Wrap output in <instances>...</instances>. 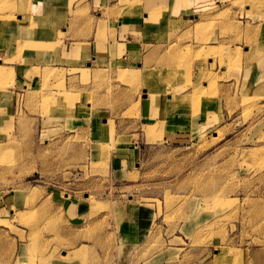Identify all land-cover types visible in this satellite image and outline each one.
<instances>
[{
  "label": "rangeland",
  "instance_id": "374dc122",
  "mask_svg": "<svg viewBox=\"0 0 264 264\" xmlns=\"http://www.w3.org/2000/svg\"><path fill=\"white\" fill-rule=\"evenodd\" d=\"M31 1L0 0V264H264V0H195L160 46L70 69L46 66ZM74 1L83 31L97 10ZM156 6L150 24L167 13ZM15 62L39 67L7 96ZM145 93L167 114L185 106L190 131L141 119ZM133 137L135 162L114 172ZM132 206L150 217L125 257Z\"/></svg>",
  "mask_w": 264,
  "mask_h": 264
},
{
  "label": "crops",
  "instance_id": "0c3cea01",
  "mask_svg": "<svg viewBox=\"0 0 264 264\" xmlns=\"http://www.w3.org/2000/svg\"><path fill=\"white\" fill-rule=\"evenodd\" d=\"M77 1V0H76ZM122 1V2H121ZM82 0L79 2V9L88 5L91 11L95 8L96 16L92 22L87 23L83 31L78 30L82 25L83 18L74 20L72 13L76 2L72 0H32L29 10L24 14L28 20L37 22L39 31L44 38V42L49 41L53 46L50 53L49 67L56 69H70L81 64H90V61L98 60H132L136 51H141L142 47L160 46L161 42L154 38L162 36L163 27L167 26L166 36L178 34V30L170 29L173 22L184 21L190 15L191 8L194 7L195 0ZM72 2V3H71ZM158 4H163L166 14L157 24H150L151 14ZM85 9V7H84ZM106 10V11H105ZM176 10V12H173ZM189 13V14H188ZM21 20V19H19ZM153 21V20H151ZM26 26V23H21ZM21 26V25H19ZM28 26V25H27ZM24 28V26H21ZM141 53L138 68L142 69V59L151 55ZM130 56V59L128 58ZM131 64V63H130ZM38 64L15 62L10 65L14 70V92L18 94V87L23 88L24 78L33 69L38 68ZM2 67V66H0ZM43 65H40L42 68ZM149 68H157L156 65H146ZM171 97H166V102ZM162 102L155 95L149 96L148 93L142 97L140 102V118L144 121H158L157 130L162 128L164 133H183L190 131L189 113L185 106L175 107L168 113ZM164 102V103H166ZM166 105V104H165ZM167 111V112H166ZM10 106L8 103H0V128H3L10 119ZM166 118H164L165 115ZM133 135V134H129ZM135 138L124 142L122 148H118L116 154L111 159L115 171L123 165L128 166L135 162L138 153V145ZM16 196H6V201L16 207ZM11 207L8 208L10 210ZM1 210V209H0ZM188 211V210H187ZM190 212L193 210H189ZM188 211V215H189ZM121 236L122 253L125 257L140 253L142 247V230H146L150 217L149 211L142 209V206L128 207L123 211ZM263 249V248H261ZM124 257V258H125ZM260 259L258 256L254 259ZM257 260V261H258Z\"/></svg>",
  "mask_w": 264,
  "mask_h": 264
},
{
  "label": "bare ground",
  "instance_id": "6f19581e",
  "mask_svg": "<svg viewBox=\"0 0 264 264\" xmlns=\"http://www.w3.org/2000/svg\"><path fill=\"white\" fill-rule=\"evenodd\" d=\"M216 42H217V41H216ZM2 68H3V67H2ZM0 69H1V68H0ZM1 70H2V69H1ZM3 71H4V69H3ZM23 85L25 86V84H23ZM220 254H221V252L217 253V254L215 255V257L218 256V257H217L218 259L221 258V255H220ZM233 263H234V262H233Z\"/></svg>",
  "mask_w": 264,
  "mask_h": 264
}]
</instances>
